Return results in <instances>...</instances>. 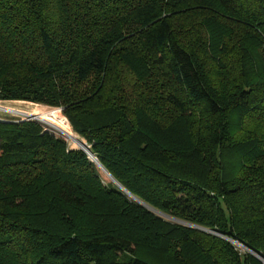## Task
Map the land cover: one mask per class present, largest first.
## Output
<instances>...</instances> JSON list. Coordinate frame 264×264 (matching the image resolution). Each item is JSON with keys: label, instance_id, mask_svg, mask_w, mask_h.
<instances>
[{"label": "trees", "instance_id": "trees-1", "mask_svg": "<svg viewBox=\"0 0 264 264\" xmlns=\"http://www.w3.org/2000/svg\"><path fill=\"white\" fill-rule=\"evenodd\" d=\"M7 100L60 107L122 188L35 119L0 120V264H155L140 246L261 264L207 232L264 258V0H0Z\"/></svg>", "mask_w": 264, "mask_h": 264}, {"label": "rangeland", "instance_id": "rangeland-1", "mask_svg": "<svg viewBox=\"0 0 264 264\" xmlns=\"http://www.w3.org/2000/svg\"><path fill=\"white\" fill-rule=\"evenodd\" d=\"M250 52H253L255 67L258 68L260 66V68H262V64L260 63V62H262L261 55L259 54L258 49L250 50ZM208 77H207V79H208L209 83L211 82L210 80H212V82H211L212 87H214L215 89H218L217 90L218 93H220V94L223 93L222 90H221L222 85H221L219 79H216L215 75L212 72H209ZM0 106L1 107L12 108V109H18V110L24 111V112L38 111V112L41 113V115L50 117L52 119V121L51 120L44 121V120H41V119H35V120L40 122V123H42L43 125H45L46 129L49 130L50 132H52L55 135H58V136L64 138L65 141L68 144V148L69 149H80V150H83L81 148L82 145L77 144L76 141L71 140L65 134H63L58 128H56L54 123L60 124L64 128V130L69 135L74 137L75 139H80L81 141L86 143V141L83 138H81V136H79L72 129V127L68 123L67 119L62 114L60 107H55V106H50V105L40 104V103H34V102H29V101H18V100L17 101H15V100L0 101ZM59 117H63L65 119V121H64L65 123H62L60 121ZM229 118H230L231 121H233L234 120V115L230 114ZM27 119H34V118H30L26 114L14 113V112H11V111H5V110H1L0 109V120H27ZM53 121H55V122H53ZM252 125H255V123L253 122ZM169 139H170V137H169ZM172 139H174V137ZM178 141L181 142V141H183V139L180 138V139H178ZM87 145L89 146L87 148H89L91 150V145L90 144H87ZM217 155L219 157V160H220L221 164L224 166V174L226 173L225 176H230V174H232L231 172L237 171V169L239 168V165L241 163L240 157L238 156L237 152H233L228 146H222V148H220V150L217 152ZM87 156H88V158H89V160L91 162L97 164L96 161L93 160L88 154H87ZM97 167H98L99 177H100V179H101V181H102V183L104 185L115 183L108 176L106 171L103 170L98 164H97ZM127 198L131 202H136V201H134L135 199L133 197L128 196V194H127ZM137 203L141 207L145 208L150 213H152L154 216H156V217H158V218H160L162 220L167 221L169 224H172V225H184V226H188L190 228L199 229V228H196L195 226L185 224V223H183L181 221L175 220V219H173V218H171L169 216L161 214V212L159 213L157 211H154V210L148 208L147 206H145V205H143V204H141L139 202H137ZM207 233L211 234V235H214V236H216V237H218V238H220L222 240H225L227 242H230L234 246V251L237 254L240 255L242 253H248V254L252 255L257 261H259V263L264 264V262L259 257L253 255L251 252L246 250L243 246H240L239 244H237V241L235 242L234 239L227 238V237H224V236L219 235V234H214L211 231H208ZM137 255L140 256V257H143L144 259H147L148 261H150L152 263H155V264H175V261L163 249L158 248V247H143V246H140L138 248V250H137ZM127 258H128L127 256H124L122 259L124 260V259H127Z\"/></svg>", "mask_w": 264, "mask_h": 264}, {"label": "bare ground", "instance_id": "bare-ground-1", "mask_svg": "<svg viewBox=\"0 0 264 264\" xmlns=\"http://www.w3.org/2000/svg\"><path fill=\"white\" fill-rule=\"evenodd\" d=\"M0 109H1V110H5V111H11V112H14V113H22V114L37 115V116L41 115V113L38 112V111L24 112V111H20V110H18V109H12V108L1 107V106H0ZM42 114H43V113H42ZM40 119H41V120H44V121H47V120H51V121H52V119H51L50 117H48V116H44V115H41V116H40ZM53 122H55V121H53ZM48 123H49V122H48ZM54 124H55L56 128H58V129H59L63 134H65L68 138H70L71 140L76 141L77 144L82 145L81 147L85 148V149L88 151L89 156H90L93 160H95V157H94V155L92 154L91 150H90L89 148H87V147H89V146L84 145V142L81 141L80 139H75L74 137H72L71 135H69V134L64 130V128H63L60 124H58V123H54ZM48 125H49V124H48ZM51 126H52V125H51ZM53 127H54V126H53ZM83 145H84V146H83ZM95 161H96V160H95ZM106 173H107V172H106ZM107 174H108V173H107ZM131 197H132V196H131Z\"/></svg>", "mask_w": 264, "mask_h": 264}, {"label": "water", "instance_id": "water-1", "mask_svg": "<svg viewBox=\"0 0 264 264\" xmlns=\"http://www.w3.org/2000/svg\"><path fill=\"white\" fill-rule=\"evenodd\" d=\"M28 117H30V118H34V119H40V116L41 115H39V116H37V115H29V114H26ZM84 145H86V146H88L86 143H84ZM88 155H89V153H88V151L85 149V148H83V147H81ZM96 159V158H95ZM103 170H105L98 162H96ZM106 171V170H105ZM107 172V171H106ZM108 176L120 187V188H122L121 187V185L115 180V179H113V177L108 173ZM130 196H132L131 194H130ZM133 197V196H132ZM137 202H139V203H141V204H143V205H145V206H147L148 208H150V209H152V210H154L153 208H151V207H149L148 205H146V204H144L143 202H141L139 199H137V198H135V197H133ZM154 211H156V210H154ZM196 228H199V229H203V228H201V227H198V226H195ZM203 230H205V229H203ZM211 232H213L214 234H219L218 232H215V231H211ZM219 235H221V234H219ZM243 246V245H242ZM246 250H248L249 252H251L253 255H255V256H257V257H259L263 262H264V258L261 256V254H258V253H256V252H254L253 250H251V249H249V248H247V247H245V246H243Z\"/></svg>", "mask_w": 264, "mask_h": 264}, {"label": "built area", "instance_id": "built-area-1", "mask_svg": "<svg viewBox=\"0 0 264 264\" xmlns=\"http://www.w3.org/2000/svg\"><path fill=\"white\" fill-rule=\"evenodd\" d=\"M236 242V241H235ZM237 244H239L238 242H237ZM240 246H242L241 244H239Z\"/></svg>", "mask_w": 264, "mask_h": 264}]
</instances>
